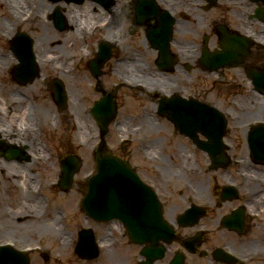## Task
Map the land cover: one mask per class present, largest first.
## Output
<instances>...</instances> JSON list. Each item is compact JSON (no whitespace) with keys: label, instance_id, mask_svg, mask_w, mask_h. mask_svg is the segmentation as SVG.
Returning <instances> with one entry per match:
<instances>
[{"label":"rangeland","instance_id":"1","mask_svg":"<svg viewBox=\"0 0 264 264\" xmlns=\"http://www.w3.org/2000/svg\"><path fill=\"white\" fill-rule=\"evenodd\" d=\"M45 2V6L47 7H61L69 24L67 30L60 32L52 23H50L51 27L49 29L53 31L55 40H64L65 42L59 41L51 44L47 47V51H53V53L51 54H54L57 51L56 49L58 46H65L63 50L64 56L62 55V62L67 59L69 67L71 66V61L73 59H76L78 69L71 76H66L59 72L56 73L53 70L52 66H39L41 78L35 79V81L26 86H21L23 90L30 92L34 97L37 98L36 101L39 105L37 108V120L38 122L43 124L44 127L43 133L35 135L31 141V144L34 141V144L38 147V150L34 153L38 154L39 156L48 154L49 152L54 153L56 155V159L48 165L44 163H37L35 161L30 165V167L37 170V176L39 177H36V180L32 182L30 180L27 181V194L22 197H20V191L17 190L18 186H14V184L10 182V180L8 179L10 175L5 174L3 171V166L0 165V181L2 185H5L6 188L11 190V192L6 191L4 193H1L4 202H0V205L4 206L6 204V207L5 210H3V217H1L0 219V224L4 228V232H0V239L9 237L16 238L21 243V245L29 242H40L44 244L45 253H47L48 257L50 258L51 264H85L83 261L81 262L80 260H78V257L74 252L75 247L66 248L56 246V236L61 235L62 231L65 230V228H67L65 242L72 236L77 237L78 232L83 228H91L97 235H102L107 239L113 237L115 234L118 235L116 229L114 228H111L110 232L107 231L105 223H99L88 219V217L85 216L86 214L83 215V210L78 207V202L81 203L84 197V191L82 190V187L85 185V175L97 169V161L96 155H94V151L96 146L100 143V136L98 134V132H100L99 126L97 125L95 119L91 116V114H85L86 110H89L93 105L96 104L97 101L102 98V94L97 90L92 89L91 87L92 84L98 82V79H96L92 75V73L89 72L85 67L88 62V60L84 58L85 51L90 47L93 51L92 57L96 58L97 56L95 51L99 48L98 44L100 42L108 41L115 46V48L112 50V53L114 55H117L120 52V48L124 49V46H127L128 49L129 47H137L140 50L143 59L147 61L149 69L152 67L150 66L152 64V61H155L157 58H155L153 52L147 51L146 47H144V37L142 38V32H144L143 29L137 28L132 25L130 19L133 17V11L128 7L127 0L118 1V3H116V5L111 9L113 16L119 15V17L117 18L119 23L117 21L118 24H111V27L107 31L99 32L96 36L91 35V22L103 21L106 17H110L111 11H106L97 4H94L95 7L93 10H88V6L86 7L85 5H80V7L78 6L80 10L74 11V9L71 10L73 8V6H71L72 3L67 4L62 2L58 4H52L48 0H45ZM1 12H5V10L0 9V13ZM87 14H89V16L87 17V21L84 23V29L79 32L77 28L78 26L82 27L81 24L84 22V17L87 16ZM179 17L182 21L187 20V17H181V15H179ZM78 20H80L81 24H77ZM188 23H190V21H188ZM41 27L42 25L39 23V20L34 19L31 23H29V25L24 26L23 30L28 32V34L33 39H37V37L41 34V32L38 31ZM251 28L260 29L263 28V26L257 25L255 27L251 26ZM85 31L88 33L87 42H85V39L78 40V35H81V33ZM114 32H116V34H118L120 37L117 43H115L113 40H109L110 36H114ZM243 33L246 34V32ZM198 42H202V38H199ZM3 48H10V44L8 43L7 39L4 40L0 38V50H4ZM7 53L8 52H6V54ZM262 54L263 60H261V64L259 65L264 69L263 49ZM45 57L46 56L43 55V59ZM254 58L255 56L253 55L252 61L254 60ZM8 61L9 59L6 57L4 62L7 63ZM109 62L110 61H108L107 63L109 64ZM108 67L109 65H105L102 70L103 74L101 76V83L103 86H105V89L110 90V81L111 83L117 81L120 82L119 76H125L128 78L126 73L128 71V65H126V68L121 66L119 70L113 71V73L112 71H110V74ZM237 71V69H234L233 72L226 71V75L230 77V75L233 74L234 77L236 76L237 73L235 72ZM153 73L156 74L155 72ZM145 74L146 73L144 71L132 74L133 76H131V79L133 81L139 78L147 79L149 84L153 86L158 83V80L156 78L153 79L149 75ZM42 77H49L50 79L58 77L65 83V87L69 90L70 101L67 120H69L68 116L70 114V118L71 116L77 118V120L79 121V126L76 122H74L73 127H71V124L69 123L68 134L65 131L55 132L56 130H54L53 127L49 125V121H52V110L57 112L58 107L55 104L53 105L54 107L51 108V106L48 104V102L52 104L53 93H51L49 84L42 83V81L40 80L42 79ZM164 78L165 79L160 81L159 83L167 80L168 83L166 86H169V79L165 76ZM18 86L19 84L13 81L10 72H0V92H2V89H8L10 87ZM28 86H30V88H28ZM212 90L216 91L214 92L216 93V96H218L219 94H222L225 97L232 95L230 93L227 94L225 90H223V92H220V86H213ZM119 92L120 95H118L117 93L118 96L116 97V101L121 105L119 107L120 116L116 121L121 124V126H118L117 128L113 127L112 129L113 122L109 124V132L106 137V143L108 147L107 151L110 154L117 155L124 158L125 160H128L145 178V180H147V182L158 184L165 196H168V194H173L174 198L171 201L172 203H169L167 208L168 216L170 218L176 219L177 215L183 213L185 211V208L187 207V204L185 203L186 198L182 193H180L181 185H184L185 181L192 180L195 183H203L207 187V182H214L213 176H215L216 173L209 171L205 172L204 165L206 160L203 161L202 159H198L197 161L195 159L194 166H188L187 168L183 169V167L187 164L186 159H189L190 156L192 157V155L194 156L193 153H195V148L192 147V145L188 144L184 138L173 135L174 127L171 122H169L165 118H161L156 111L155 115L151 113V111L154 110L152 109V105L156 103V100L151 101L146 99L144 96H133V93H129V89L124 87H122ZM221 100L224 104H228V100L222 98ZM223 106L225 108L226 105ZM144 115L148 117L139 120ZM29 116H27V118H29ZM81 119H83L82 126L80 122ZM123 120L125 121L124 125ZM147 120L150 123L149 125L145 123V121ZM28 124L30 126H34V121L32 120V122H28ZM66 124L67 121L64 123L65 127L67 126ZM137 127H141L142 129H136ZM133 129L135 130L133 131ZM136 130H143V133H139L138 131V134H136ZM121 135L128 138V141L124 144H122ZM148 142L150 143L148 146L152 145V150H149L148 154H146V150L144 149L146 148V143ZM23 143H28V139H26ZM40 144H42V146ZM180 147L185 148L188 154L182 155L179 152V150L181 149ZM69 155H77L82 161V167L75 175L74 187L71 189V191L62 194V191L58 190L57 186H55L54 184L58 181L59 176L61 175L59 160ZM156 156L161 159L155 162L154 158ZM3 160L4 159L2 158L1 161ZM172 162L174 164H171ZM160 163L162 164L159 165ZM154 164H157V166L164 172V178L158 177V175L154 171V168H156ZM21 166L24 170H26V177H35L33 175L31 176L25 165ZM166 167L169 170L167 177L165 172ZM5 170H7V168ZM181 170V176H179L178 173ZM22 176L24 177L23 174ZM171 177L177 179L179 183L176 182L173 186V183L167 181L168 179H171ZM15 179L16 178L14 177V180ZM38 180H43L47 189L44 188V196H42L41 199L34 198L36 200H39V203L37 207L31 208L27 206L28 196L32 197L31 189L35 185V182H37ZM50 182L53 183L52 188H50L49 186ZM215 184L221 185L222 180L219 179ZM208 196L209 195H204L201 200H207ZM202 201L201 203H203ZM47 202L50 203L52 207H54L53 214L55 217H60V215L62 216L63 214H66L70 217V223H66V226L63 225L64 227L58 224L59 226L56 225L53 228V232L50 233L42 231L41 228H38V230L34 231V234H32L33 232L25 233L28 227L35 226L33 223L39 224L41 221L36 218L31 219L27 215L34 214L36 215V217L39 216L42 207L45 206ZM20 204H22L21 209ZM213 204H215V202ZM7 205L11 206L8 207ZM221 213L224 214L225 211L218 210L215 217ZM12 215H19L22 217V219L20 221H15L14 223ZM213 219L215 218L204 219L201 221H203L204 223L214 224L215 222H217V220ZM25 223L31 226L27 227L25 226ZM129 245L130 243L128 242V240L122 241V244H120L115 251H117V253H122V250H126ZM242 245L243 244L240 240H235L234 246L239 248ZM239 252L241 253V250H239ZM31 258L38 264H47V262L44 261V257L42 256V254H36ZM103 258L104 257L98 259L96 262H101ZM112 264L126 263L125 260L118 259L116 262L113 261Z\"/></svg>","mask_w":264,"mask_h":264},{"label":"flooded vegetation","instance_id":"2","mask_svg":"<svg viewBox=\"0 0 264 264\" xmlns=\"http://www.w3.org/2000/svg\"><path fill=\"white\" fill-rule=\"evenodd\" d=\"M162 1L168 5H172L176 3L178 0H162ZM230 4H233L236 6L237 5L241 6L244 4L247 5L242 0H225L221 9H219L213 14L214 19L215 20L221 19L223 16V11H225V9L227 10V7H229ZM249 4L251 8L255 9V6L253 4L251 3ZM242 8L245 9L246 7H242ZM0 9L5 10V12L7 11V9L2 5H0ZM20 10L21 9L18 8L14 14L19 15ZM8 11L12 12L13 9H10ZM174 11L176 12L178 11V9L174 8ZM243 12L244 11H242V13ZM12 19H13L12 17H9V19H6L5 16L3 17L0 16V33L4 34L7 31V27H8V30L11 28L12 23L15 21L14 19L12 21ZM3 24H5L6 26H3ZM254 64H261V62L256 61L255 58L253 61H250L249 59L246 61V66H251ZM181 87H183L185 91H188L190 93L197 91V87H194V86H188L186 84H183L181 85ZM236 88L237 86L235 84H232L231 86H226L225 90L233 91ZM255 99L257 100L259 98H255ZM5 109L6 107L4 106V103L1 104L0 105V153L2 151L3 152L10 151L12 148H15L14 145H17V147L22 148L25 151V154L23 156L19 155L17 159H12V160L16 161L15 163L17 164L25 165L28 171L30 172L31 176L32 175L35 176L34 178L26 177V172L24 170L22 172L24 177L22 175L20 178L15 177L16 178L15 181L17 182L16 186H18L17 190L20 191V197H22L27 194V190H26L27 181L30 180L32 182L36 180V177H39L37 176L38 175L37 170L30 167V165L33 164L35 160V157L32 155V153H34V149H36L35 144H34L35 142L33 141V143L31 144V141L35 135L26 134L25 132H23V129H24L23 127L16 126V123H18L17 119L15 120L14 123H13L14 119H11L9 122L11 124L7 123L6 125L7 114H6ZM15 113L17 112L15 111ZM27 116H29V118L27 117L26 118L30 122H32V120L35 122V118L32 117L31 113L28 114ZM60 129L64 130L62 123L58 130ZM42 133L43 131L41 132V134ZM228 134L231 135L230 132H228ZM22 136H25V139L20 140L19 138H21ZM26 139H28V143H23ZM231 144L233 148L235 149H243L247 146V142L234 141ZM1 157L5 158L4 156H0V160L2 159ZM50 157L53 158L54 160L56 159V157H53L52 154H50ZM5 159L8 160L7 158ZM9 174L10 173H8V175ZM61 175L59 176L58 181L54 184L55 186H57L58 190H60L58 182L61 179ZM8 179L10 180V182H12V180L14 181V178L12 179L9 177ZM38 181H42V180H38ZM240 182H241L240 191H239L237 199L232 200V201L222 202V203L219 202V193L221 191L222 186L215 185L212 189H209V187L211 186V183H209L206 191H210V190L211 191L210 193H207L209 196L207 197L205 218L206 219L215 218L213 220H217V222H215L214 224L206 223L205 226L207 227L208 231L206 232V234L204 233L202 235L201 243L195 244L194 246H191V247L183 246L182 242L183 240L193 239L194 237L197 236L198 234L197 227L199 226V224H196L189 228H183V229H186V232L184 230L179 232V234L177 235V240H175L173 243L166 246L167 250H165L164 257L162 259L156 260L154 264H162V262L167 258L165 262L163 263V264H166L168 261H170L171 257H173L175 252H181L183 254L185 264H203L202 262H200L202 260H206L205 264H243L242 259L250 258L253 256L255 252H257L259 255L256 254V258L248 264H264V199H263L264 185H262V190L258 193L257 191L255 190L253 191L252 189L248 190L247 185L243 180H241ZM36 183L37 182H35V184ZM49 186L50 188H52L53 183L50 182ZM6 191L11 192V190L6 188L5 185H2L0 181V202L2 203L4 202V200L2 199L3 197L1 196V193H4ZM60 191H62L61 193L64 194L68 192V189L66 190L61 189ZM250 192H254L255 194H257L256 197H253L250 194ZM42 194L44 195V189L42 191ZM214 202L215 204H213ZM7 206L9 207L11 205H7ZM27 206L30 207L29 202L27 203ZM5 207H6V204L4 206L0 205V212L2 211V214L0 215V219L1 217H3V210H5ZM21 208H22V204H20V209ZM53 208L54 207H51L50 210H48L47 213L44 214V216L40 219H39V216L36 217V215L34 214H28L27 216L30 217L31 219L36 218V219L41 220L40 223L58 222L57 225L58 224L62 226L65 225L62 222L64 214L62 216L60 215V217L56 216L57 221L56 220L54 221ZM238 208H243L245 210L246 220L244 221L242 228L238 227L236 222H233V221L228 226L225 225L223 223V220L227 218L228 214H231L234 210ZM218 210L220 211L224 210L225 213L218 214L215 217ZM12 216H13L14 223L15 221H20L22 219V217L19 215H12ZM253 221H256V222H253ZM33 224L35 226L38 225V223H33ZM255 224L257 226H255ZM55 226H52L46 230H44V228H41V230L45 231L46 233H50V232H53V228ZM105 226L107 227V231L110 232L111 228H114L116 229V232L118 234V230L120 227L117 224L105 223ZM27 229H31V227H28ZM36 230H38L37 226H36L35 231ZM0 232H4V228L2 227L1 224H0ZM31 232L26 231L25 233H31ZM32 234H34V231ZM1 239H4V238H1ZM13 239L17 240L16 238H13ZM236 239L240 240L243 244L239 248L234 246ZM122 241L123 240L120 239L118 235L116 234L109 239L104 237L103 240L100 241L101 249H100L99 257L97 258V259H101L102 257H104L102 261L99 263L96 262L97 259L96 260H80V261L81 262L83 261L85 264H112L113 261L116 262L118 259H120V260H125V263L129 264V258L132 253V248H134L135 250H137V248H135L132 245V243H130V245L128 246L126 250L124 249L122 250V253H117V251L115 250L120 244H122ZM29 243H32V242H29ZM138 249L140 251L139 247ZM239 250H241V253L243 254H241ZM229 253H233L238 258L236 260L237 262L230 263L229 260L224 259L225 256ZM34 255L35 254H33L32 256ZM111 255H113V257L110 258Z\"/></svg>","mask_w":264,"mask_h":264},{"label":"bare ground","instance_id":"3","mask_svg":"<svg viewBox=\"0 0 264 264\" xmlns=\"http://www.w3.org/2000/svg\"><path fill=\"white\" fill-rule=\"evenodd\" d=\"M26 3H27V0H0V5L4 6L7 10L13 9L11 14L15 13L19 7L24 6ZM45 3L46 2H41V5L44 7ZM241 7H247V5H245V4L241 5L235 11H233V14H234V16H233L234 18L233 19H234V21L236 23L240 24L239 27H242V24H246L245 13L240 14V8ZM49 8L51 9V7H49ZM73 9H74V11L75 10H80L78 8V6H73V8L71 10H73ZM87 9L88 10H90V9L92 10V6L88 5ZM88 16H89V14H87V16L84 17V22L82 24H81L80 20L77 21L82 26V27L78 26L77 29H78L79 32H81L84 29V23L87 21V19H88L87 17ZM113 23H115V22H113ZM202 25H203V22L200 23V26H202ZM3 26H6V25L3 24ZM187 28L190 29V27H188L187 24L185 22H183L181 24V26H180V30L179 31H183L184 33H186L187 32ZM118 38L119 37L115 36V37H112V40L117 42ZM59 41L65 42L64 40H58V39L55 40V37L53 35V31H51L50 29L45 28L43 30V34L40 35V47H39V49H40V51L42 53L40 55V58H41V60H42V62L44 64H47L50 61H52V62L57 61L60 58V56L64 53L63 52L61 54V50H64V47H65V46H62V48L57 47V49H56L57 51L53 55H49V56L45 55V54H48L47 45L48 44H53V43H56V42H59ZM187 43L189 44V47L186 48V51H188L189 49L190 50L194 49L193 41L189 40V41H187ZM246 44L249 45V43H247V42H246ZM242 52H244V51L242 50ZM43 55L46 56L44 59H43ZM2 57H3V55H0V65H3ZM129 67H130V69H131V67L133 68L131 70L134 71V73H139V72H143L144 71L147 75H149L153 79L156 78L158 80L157 82L161 81L162 75H156V74H152V73L148 72L147 62L144 61L143 58L139 59L136 63L129 64L128 68ZM59 89H61V88H59ZM12 90H14V89H12ZM23 98H24V92L22 90H20V89H17L16 91H14V93H12V96L8 97L7 99L3 98L2 102L4 103V106L6 107L5 111H6V114H7L6 125H7V123L10 122L11 119H14L13 123L15 122L16 119L18 120L21 117L22 113H28V114L31 113L32 114V108H28L29 104ZM244 100H246V99H244ZM249 101L250 100H248V104H243V102H238V103H240V107L238 109V112L234 111V110H231L229 112V113L233 114L234 117L237 120L242 121L243 124H246V123L256 119V118H254V117L257 116L256 114H258V118H260L259 120H261L262 119L261 116L264 115V101H262L261 99H257L256 100L257 102H254V101L253 102L252 101L249 102ZM216 103L218 104V102H216ZM218 105L220 106V104H218ZM218 105H216V106L221 109V107H219ZM18 109L22 110L21 114L15 113V111H18ZM250 109H252V110H250ZM52 111H53L52 115H51L52 123L56 124L55 122L58 121V115H57V113L54 110H52ZM154 114H155V112H154ZM8 116H9V118H8ZM25 117H27V114H25ZM252 118H254V119H252ZM248 119H251V120L248 121ZM148 120L145 121V123L149 125L150 123L148 122ZM80 122H81V126H82L83 119H81ZM19 139L23 140V139H25V136H22ZM182 155H186V154L183 153ZM158 159H159V157H158ZM192 163H194V162L191 161V160H188V164H192ZM9 168H10V174L9 175H10V178H12V179L14 177L20 178L21 175H22V172L24 171L22 166H18V165H14V164L13 165H9ZM165 172H166V174H168L167 173V167L165 169ZM250 176L252 177L251 179H254L257 182L264 181V171L253 170V171H251ZM12 183L14 184V186L17 185V182L15 180L14 181L12 180ZM250 185L251 184H249L248 186H250ZM259 186H260V188H262V184H260ZM203 195H204V192L201 189L200 196H203ZM263 199H264V197H263ZM28 202H29V206L32 208V207H37V205L39 203V200H36V199H34V197H30L29 196L28 197ZM1 214H2V211L0 212V215ZM55 225H57V222L39 223L36 226L39 229L40 228H44V230H46V229H48V228H50L52 226H55ZM25 226L28 227V226H31V225H28V224L25 223ZM36 226H31V229H27V231L28 232L35 231ZM111 257H113V255H111L110 258Z\"/></svg>","mask_w":264,"mask_h":264},{"label":"water","instance_id":"4","mask_svg":"<svg viewBox=\"0 0 264 264\" xmlns=\"http://www.w3.org/2000/svg\"><path fill=\"white\" fill-rule=\"evenodd\" d=\"M104 161H101V168L102 166H104L106 163H108L109 161L112 162L111 164H108V166H111L110 170L105 173L103 175V178H109L110 177H114L113 173H115V164L118 162L116 159L112 158V157H104L102 158ZM75 171V170H74ZM73 173L71 172V177H72ZM100 178L97 177L95 179L92 180L91 183V193L90 195L87 197L86 201H85V205L87 207V209L89 210L90 213L96 214L97 212H99V214L101 213V211H98V207L96 205L93 204V202H99L101 199H103V196L101 194H99V188H97L98 182H99ZM109 198V197H108ZM92 214V215H93Z\"/></svg>","mask_w":264,"mask_h":264}]
</instances>
